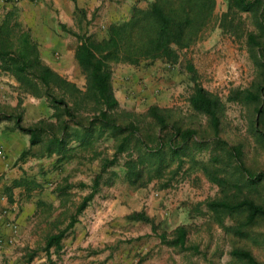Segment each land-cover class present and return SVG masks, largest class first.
<instances>
[{
	"label": "rangeland",
	"instance_id": "374dc122",
	"mask_svg": "<svg viewBox=\"0 0 264 264\" xmlns=\"http://www.w3.org/2000/svg\"><path fill=\"white\" fill-rule=\"evenodd\" d=\"M252 32L257 30L251 15L230 11L229 0H216L213 16L193 43L178 49L176 64L160 59L145 60L137 66L111 64L112 86L119 102L111 115L120 123L135 122L141 137L153 148L156 126L148 114L150 108L158 107L167 112L170 127L176 124L195 129V141L204 144L201 150L193 142L189 144L183 160L171 162L166 169L164 164L161 174L157 173L156 159L149 158L136 138L125 153L117 156L115 165L103 170L106 162L116 157L121 138L117 140L110 131L103 133L98 124L92 125L98 114L81 69L75 82L64 77L81 92L73 95L66 90L64 94L73 119L56 118L48 99L33 98L18 86V95L7 103L11 120L6 126L13 129L21 118L22 126L39 130L42 141L25 150L20 161H30L29 170L35 173L43 166L37 161L44 160L41 176L46 177L47 188L64 192L61 212L48 227L46 238L65 230L73 218L76 221L66 231L60 248H52L30 264H247L232 256L235 249L250 251L259 264H264V219L241 228L243 216L215 214L207 206L224 196L236 200L237 186L242 190L240 196L258 202L264 199V181L255 185L248 182L223 145H242L246 167L255 173L264 172V115L257 118L256 105L247 104L238 96L256 84L264 85V59L263 65H258L247 44V35ZM120 65L128 69L124 90L117 87L119 79L114 71ZM190 65L197 83L216 95L223 105L219 140L214 137L208 117L191 107L196 82L188 70ZM136 76L138 80H132ZM59 94L63 96L62 91ZM54 136L65 138L63 156L48 152ZM129 160L137 162L138 177L130 174L126 165ZM203 167L224 176L235 187L226 189L212 183ZM60 174L65 175L63 180ZM93 192L87 208L78 214L84 199ZM137 212L155 222L157 234L151 224L131 219ZM180 226L189 230L188 250L171 243ZM239 230L243 234H238ZM161 235H166L167 242H162Z\"/></svg>",
	"mask_w": 264,
	"mask_h": 264
},
{
	"label": "trees",
	"instance_id": "16d2710c",
	"mask_svg": "<svg viewBox=\"0 0 264 264\" xmlns=\"http://www.w3.org/2000/svg\"><path fill=\"white\" fill-rule=\"evenodd\" d=\"M215 6L216 0H153L147 8H135L129 21L112 25L107 38L102 41L90 36L73 34L79 41L75 55L76 61L86 75L88 96L95 103L98 114L93 119L96 123L92 125L98 124L100 132L110 131L117 140L121 138L117 146L116 157L112 161L108 160L103 170L117 163V156L128 150L133 138L137 139L140 147L147 150L149 158L156 159L158 174L162 173L164 164V169H166L171 162L182 161L192 142L199 150L204 148V144L195 141L198 135L197 130L184 129L176 124L170 127L167 112L158 107L150 108L148 114L156 126V132L152 137L156 146L153 148H150L148 142L141 137L140 128L135 122L122 124L112 116L111 113L118 108L119 102L112 86L111 64L123 63L137 66L142 61L156 59L163 60L167 64H176L179 60L178 49L188 48L193 43L194 38L213 16ZM229 9L251 15L257 33L252 32L247 35V44L256 63L262 66L264 0H229ZM0 62L1 69L12 75L26 94L37 99H48L55 110L56 118L61 119L64 116L74 118L64 94L66 90H71L73 95L80 94V90L75 84L68 82L63 76L43 64L36 45L28 35L19 36L14 28L5 27L0 33ZM188 70L193 74V80L196 82L190 98L191 107L196 113L208 117L215 134L214 137L219 140L223 124V105L216 95L197 83L194 67L190 65ZM61 91L63 96L59 94ZM238 96L247 104H255L256 117L262 119L264 115L262 108L264 85L262 83L256 84L253 89L239 93ZM21 123V118L17 119L19 130L30 135L32 146L41 144L42 141L39 140V133H37L39 130L26 128ZM64 123L63 130H66L67 124ZM223 145L229 150L238 170L243 173L248 182L255 185L264 181V172L255 173L246 167L242 145L231 146L226 142H223ZM64 149L65 138L54 136L48 147L49 154L57 153L63 156ZM168 157L173 159L168 161ZM136 163V161L129 160L126 165L130 174L133 173L138 177L140 174L135 172ZM203 169L212 183L226 189L235 187L236 184H231L224 176L211 173L205 167ZM98 177L95 180L94 191L98 187ZM237 189L239 191L236 200L224 196L221 199L210 201L207 204L208 209L215 214L243 216L241 228L253 226L259 220L264 219V199L258 202L247 196H240L242 190L239 186ZM93 197L94 192L84 199L78 208V214L87 208ZM131 219L151 224L153 232L157 234L155 222L145 213H134ZM75 222L73 218L65 230L48 237L47 252L52 248H60V242L66 231L70 230ZM188 231L186 226L178 227L174 232L175 239L171 242L172 245L183 250L190 249L187 246ZM238 234H243V232L239 230ZM159 237L162 242H167L166 235ZM194 249L198 251V248ZM231 254L247 264H259L248 250L235 249Z\"/></svg>",
	"mask_w": 264,
	"mask_h": 264
},
{
	"label": "crops",
	"instance_id": "0c3cea01",
	"mask_svg": "<svg viewBox=\"0 0 264 264\" xmlns=\"http://www.w3.org/2000/svg\"><path fill=\"white\" fill-rule=\"evenodd\" d=\"M153 0H14L0 2V33L5 27L28 35L36 45L44 65L75 82L80 67L76 61L78 39L73 34L98 41L107 38L112 25L131 19L135 8H147ZM125 66H117L119 84L124 90ZM138 80L137 76L132 80ZM16 79L1 69L0 62V264H30L47 253L46 232L61 212L64 192L46 186L41 172L32 173L30 161L22 154L29 149L31 137L10 119L7 103L18 95ZM124 86V87H122ZM37 99V98H36ZM7 115V117H4ZM13 120V119H12ZM73 147V146H72ZM26 152V151H25ZM56 155V154H55ZM60 157V156H56ZM60 180L65 177L59 175ZM32 180L34 184H32ZM42 235V239H41ZM40 262V261H39Z\"/></svg>",
	"mask_w": 264,
	"mask_h": 264
},
{
	"label": "built area",
	"instance_id": "2783aa9c",
	"mask_svg": "<svg viewBox=\"0 0 264 264\" xmlns=\"http://www.w3.org/2000/svg\"><path fill=\"white\" fill-rule=\"evenodd\" d=\"M14 0H0L1 3L7 4V3H11Z\"/></svg>",
	"mask_w": 264,
	"mask_h": 264
}]
</instances>
